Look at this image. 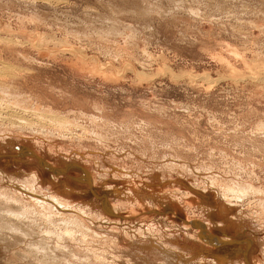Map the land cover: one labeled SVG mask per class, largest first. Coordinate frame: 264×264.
Listing matches in <instances>:
<instances>
[{
	"label": "rangeland",
	"instance_id": "rangeland-1",
	"mask_svg": "<svg viewBox=\"0 0 264 264\" xmlns=\"http://www.w3.org/2000/svg\"><path fill=\"white\" fill-rule=\"evenodd\" d=\"M222 259L264 264V0H0V264Z\"/></svg>",
	"mask_w": 264,
	"mask_h": 264
},
{
	"label": "bare ground",
	"instance_id": "bare-ground-1",
	"mask_svg": "<svg viewBox=\"0 0 264 264\" xmlns=\"http://www.w3.org/2000/svg\"><path fill=\"white\" fill-rule=\"evenodd\" d=\"M24 112V111H23ZM18 151H19V156H24V155H28V156H30V157H32V158H34V159H36L38 162L37 163H39V165L41 166V167H43L45 170H47L48 172H51V178L49 179L50 181L49 182H52V183H57V184H60L59 183V180L57 179L58 177L57 176H60V175H62L63 173H65L66 172V170L65 171H63V170H61V171H58L57 169H55L52 165H50L49 163H47L46 161H44V160H42L41 158H39L32 150H30V149H28V148H25V147H20V148H18L17 149ZM31 154H33V155H31ZM20 159V158H19ZM16 161H17V163H19L20 165L21 164H26L27 165V167L28 168H30L31 167V164H33V160L31 159L30 160V158L29 159H27V160H17L16 159ZM15 161V162H16ZM39 168V167H38ZM27 169V168H26ZM33 169H34V167H33ZM32 169V170H33ZM27 171H29V170H27ZM40 171V170H39ZM34 172V171H33ZM41 172V171H40ZM84 173H85V176H86V179H87V181L89 182V180H90V177H89V173L87 172V171H85L84 170ZM22 174V173H21ZM28 175H31V178L30 179H35V178H37L38 180H42V179H44V177H43V175H42V173L40 174L38 171L36 172H34V173H32V174H30V173H27ZM25 177H27V179L29 178V176H27V175H25ZM38 180H35V182L36 181H38ZM44 180H46V179H44ZM42 182V181H41ZM65 186H68V184L67 183H65L64 184ZM21 187H19V190L21 191V192H23L22 194H25V195H27V194H30L31 196H34V197H37V200H41V201H43V202H45V204H47V206H49V207H53V209L54 208H56V209H54V210H58V209H60V210H62V211H66V212H68L69 214H71V216L72 217H75L74 215H78V213H77V211L75 210V208L74 207H70V208H67V207H65L64 205L62 206L58 201H57V199H56V197L55 196H48V197H46V196H44V197H38L37 195H35V194H33L32 192H30V190L29 189H27L26 187H24V186H22V185H20ZM61 187H62V185H61ZM21 189H23V190H21ZM28 196V195H27ZM34 200V199H33ZM129 201V200H128ZM35 202V201H34ZM130 202V201H129ZM40 203H42V202H40ZM38 204V203H37ZM45 204H41V206L42 205H45ZM63 204V203H62ZM121 204V203H120ZM130 204H131V202H130ZM36 205V204H35ZM47 206L45 205V207L47 208ZM42 209H43V206L41 207ZM46 208H44V209H46ZM43 209V210H44ZM52 209V210H53ZM103 209L105 210V212L107 213V214H110L111 212L110 211H112V210H110L109 208H107V207H105L104 205H103ZM53 212V211H52ZM64 214H65V212H64ZM113 214V213H112ZM83 215V214H82ZM100 215H102V213L100 212ZM99 215V216H100ZM84 216V215H83ZM103 216H105V215H103ZM79 217V216H78ZM102 217V216H101ZM110 217V216H109ZM86 218V217H85ZM103 218V217H102ZM107 219V218H106ZM110 222V221H109ZM114 222V221H113ZM106 223V222H105ZM107 224L109 225V224H113L112 222H110V223H108L107 222ZM114 225V224H113ZM192 226L193 227H195L196 229H198L197 227H199V230H200V232H198V234L196 235L197 236V238L196 239H199L200 240V242H202L203 244H206V245H208V246H210V247H213V246H223V245H229V244H233V243H228V242H223V240H222V238H217V237H214V236H210L211 234H209L207 231H206V227H205V225L204 224H200V223H197V222H193V224H192ZM194 229V228H193ZM137 242V241H136ZM62 243V242H61ZM212 243H216V244H213L212 245ZM235 243H240V242H235ZM250 245H251V241H249L248 242ZM218 244V245H217ZM221 244V245H220ZM160 245V244H159ZM153 246H155V245H153ZM148 248V247H147ZM159 248V247H158ZM174 248V247H173ZM145 250H146V248H144ZM162 249V248H161ZM208 249V248H207ZM147 250H149V248L147 249ZM167 250V249H166ZM165 250V251H166ZM169 250V249H168ZM152 252V251H151ZM150 252V253H151ZM162 252V251H161ZM167 252V251H166ZM169 254V253H168ZM170 255H172V253L170 254ZM164 256V255H163ZM167 256V258H170V256L169 255H166ZM165 256V257H166ZM194 259V258H193ZM227 261L228 260H226V259H222L221 260V264H225V262L227 263ZM113 264H117L116 262H114ZM236 264H242V262L240 261V260H237L236 261Z\"/></svg>",
	"mask_w": 264,
	"mask_h": 264
},
{
	"label": "water",
	"instance_id": "water-1",
	"mask_svg": "<svg viewBox=\"0 0 264 264\" xmlns=\"http://www.w3.org/2000/svg\"><path fill=\"white\" fill-rule=\"evenodd\" d=\"M31 155H33V154H31ZM212 236H213V235H212ZM213 244H216V243H212V245H213ZM217 245H218V244H217ZM220 245H221V244H220Z\"/></svg>",
	"mask_w": 264,
	"mask_h": 264
}]
</instances>
